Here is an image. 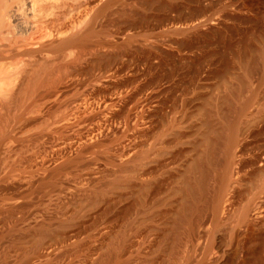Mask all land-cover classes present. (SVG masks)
Returning <instances> with one entry per match:
<instances>
[{"label": "rangeland", "instance_id": "rangeland-1", "mask_svg": "<svg viewBox=\"0 0 264 264\" xmlns=\"http://www.w3.org/2000/svg\"><path fill=\"white\" fill-rule=\"evenodd\" d=\"M31 1L33 0H14V5L10 7L5 24L9 27L6 36L12 38V41L34 36L29 34L34 31L32 21L28 18L31 14ZM104 1L63 0L62 2L61 0L62 7L59 5L57 10L55 8V13L60 17L55 21L56 26L54 25V29L59 30V32L55 30L56 34L63 36L62 33L67 35L88 27L93 28L95 33L80 57L77 58L79 47L75 45L72 48L68 47L69 49L67 48V51L63 53L55 51L52 46L50 47L49 37L46 38L47 41L44 38L45 41L41 45L35 42L37 39L32 40L31 43L34 45L31 44L28 47L31 51L29 56L19 54L16 55L17 57L10 58L11 56L0 55L3 56L0 57V124L5 130L0 127L5 132L9 131L2 144L0 171L9 170L10 163L17 160L15 158L20 150L17 149L18 139L12 137L16 131L30 134V132L38 131L39 128L40 130L47 128L51 132L55 127L57 130L58 126H62V123L72 124H68L69 128H66L64 134L55 130L54 134L52 131L51 135L47 136L49 137L46 138L47 141L44 139L45 143L39 141L34 143L32 147L35 149L37 146L35 144L40 143L42 144H39L40 146L45 147L48 144L50 147L55 144L54 147L58 148V146L63 147L70 142L73 143L72 140L75 142L77 138V141H80L83 137V142L86 139L92 143L94 139L91 130L103 133L101 135V141H103H99L101 143L97 145L98 147L94 146V149L87 152L89 159L93 157V165L86 166L87 171L85 169L78 177L69 175L68 178L72 184L65 192L58 196L53 195L52 198L45 200L46 202H42V205H40L41 202H35V206L30 210L34 208L37 211L32 210L34 213L28 218L29 222L39 221L44 216L56 215L57 212L60 213H57L58 215H62L72 210L78 200L77 196L73 195L76 185L79 187L84 183L82 185L84 186L91 176L114 175L118 173L116 171L119 163L124 162L141 149L153 147L150 156L148 155L150 158L147 156L145 160L142 159L143 162L141 161L139 168H136L139 171H136L127 182L114 188L104 199L102 198L101 203L98 202V205L92 207L95 210L90 208L88 211L90 213L86 215L90 216L86 217L87 219L82 218L79 223L78 221L74 223L73 228L81 230L86 223L89 226V223L96 221L105 225V229L114 228L115 230L121 227L126 220L139 218L140 215L148 219L147 224L141 228L143 231L140 229L142 232L139 231L138 237L136 236V242L139 241L137 242L139 244L143 239L145 240H143L144 244L140 245L141 249L152 250L157 248V244L163 243L162 251L156 253L151 264H193L198 260L205 261L204 264L210 261V264H218L220 261L219 264H264V215H262L263 219L255 221V224L258 223L257 228L255 224L251 227L252 230L255 229L251 231L253 235L246 228L247 225L236 226L233 219L241 203L250 197L255 187L264 179V80H261L264 76V57L262 56L264 0H117L101 13H97ZM47 62L54 63L50 64L53 67L57 65L55 63H62L61 67L64 65L62 77L53 82L44 81L46 83L37 88L34 98L33 95L32 97L25 96L23 100L20 98L23 105L12 98L17 91V85H21L32 75L31 72L33 73L37 67ZM247 70L249 76L245 75ZM255 86L259 91L258 95L249 102L240 116L239 135L233 146L234 180L226 192L221 211L219 210L218 216H215L212 207H207L202 216V223L200 221L199 224L200 233L198 232L190 243L182 238L179 232L182 236L181 240L177 237L179 235L177 232L182 230L179 221L183 209L189 206L192 197L187 196L179 182L186 176L188 166L195 155L200 152V131L203 127L206 128V115L204 114L216 99L221 100V118L213 117L212 121L222 138H225L226 126L234 121L238 106L247 99ZM68 87L71 88L70 91ZM117 96L122 99L121 104L112 105L111 98H117ZM122 97H125L124 100ZM152 98L157 101L153 103V108L150 107L144 112V115L140 105L144 100L153 101ZM102 99L106 104L102 102ZM86 100H92L93 104L100 101L98 104L101 109L95 110L96 112L90 110L91 113L88 112L89 108H86L84 113L74 109L73 105L76 101L81 102L82 105H87V103L89 105L90 101L86 102ZM83 101L85 104L82 103ZM79 118H82V122ZM140 119L143 120L142 126L136 125ZM88 120L91 122L89 123ZM50 121L56 124L55 127ZM72 121L77 123L74 124ZM46 124L51 125L47 127ZM50 127L53 129L51 130ZM53 135L57 138L51 141ZM57 139L60 140L58 144L51 143ZM222 157V151H216L217 161L211 168L212 173L215 167L221 166ZM209 181L211 189H215L217 185L215 176H211ZM14 187L11 182H0V200L2 201L5 193V196H8L15 191ZM67 202L68 204L64 205ZM59 204L61 207L64 205V211L61 207L58 208ZM256 204L258 205L253 213L264 210V190L258 194ZM91 212L96 213L94 218ZM216 217L220 220L218 226L215 223ZM233 227H236V232L232 233V236L230 233ZM246 234L247 236L251 234L252 239L248 240L250 236L247 237ZM211 235L216 236L214 247L216 249L212 248L210 253L204 254V246ZM230 237L233 241H230ZM252 240H257L255 241L257 245ZM217 241L219 245L223 241L224 253L228 252L227 255L223 253L221 260L217 258L219 255L216 253L219 246ZM227 241V244H223ZM239 243L241 246H248L247 250ZM233 246L239 250L236 247V250L231 248ZM233 251H236L235 255L232 254ZM10 255L12 257L11 252ZM79 256L68 262L89 264L90 257ZM212 256L215 257L212 258ZM137 259L132 257L126 263L140 264L141 261L138 259V262Z\"/></svg>", "mask_w": 264, "mask_h": 264}, {"label": "bare ground", "instance_id": "bare-ground-1", "mask_svg": "<svg viewBox=\"0 0 264 264\" xmlns=\"http://www.w3.org/2000/svg\"><path fill=\"white\" fill-rule=\"evenodd\" d=\"M13 1L14 0H0V55L11 56L10 58H12L13 56L19 55V54H21V55L22 54H28V56H29V53H31V51L29 50L28 47L31 44H33V43H31V42H33L32 40L37 39V41H35V40L34 41L40 43V45H41V43H43V41H45V40L47 41L48 39H46V38L49 37L50 38L49 43H51L50 47L52 46V48L57 52L63 53L65 51H67L66 49L68 47L71 46V48H72L73 45L79 47V50H77L78 51L77 58H78V57H80V55L82 53H84L83 52L84 48L89 43L91 36L95 33L92 27H88L84 30L81 29L82 31L80 30L79 32L75 31L76 33L74 32L72 34L66 35V33H65V35H64V33H62L63 36H60V34H58V33L56 34V32H55L56 29H54L55 28L54 25H55V21L60 17H58V15L55 13L56 12L55 8L57 10V7H59V5L63 2V0H62V2H61V0H33V1H31L32 2L31 3V14H29L30 16L28 18H30V20L32 21L33 27L32 26L31 27L34 29L33 33H29V34H32L34 36H31L30 38L23 37V39L19 38V39L12 41L11 40L12 38L10 39L6 36V31L8 30L9 27L7 24H5L6 23L5 18H6L8 12L10 10V7H12L11 5L13 4ZM115 1H117V0H105L102 3V5L99 7L97 13H101L102 11H104V9L109 7V5L114 3ZM67 2H65V3H67ZM63 5H64V3H63ZM29 10H30V8H29ZM58 10H60V9L58 8ZM26 19H27V17H26ZM31 21H29V22L31 23ZM26 23H27V21H26ZM213 23H215V22H213ZM196 24H198V22ZM56 31L59 32L58 29ZM60 33H61V31H60ZM36 34H39V35L35 36ZM44 38H45V40H43ZM35 45H36V43H35ZM125 45H128V44L125 43ZM32 54H34V53H32ZM3 56H0V57H3ZM262 56L264 57V49H262ZM75 57H76V55H75ZM73 60H74V57H73ZM73 60H72V62H73ZM76 62H77V60H76ZM50 64H54V63H50V62L48 63L47 62V63H44L40 66L38 65L39 67H37V69L34 68L35 70L33 71V73L31 72L32 75L30 77H28L27 79L22 77L25 80L23 82L21 81L22 82L21 85L18 84L20 87H18V85H17V87H18V88L16 87L17 91H16V93H14L12 98L18 100V102H21V104H22L23 97H25V96L32 97V95H33V98H34V95L37 91V88H39L40 85H42L46 82L48 83L47 80H50L51 82H53L54 80L60 79L63 75L62 71L64 69V65H62V67H61L62 63L61 64L55 63V65L56 64L57 65L53 67ZM65 70H67V69H65ZM245 75L249 76L248 70L246 71ZM263 75H264V66H263ZM263 78H264V76L261 77V80H264ZM44 81H46V82H44ZM71 88H69V91ZM74 88L79 89L78 87H74ZM82 88H84V87H82ZM62 89H63V87H62ZM50 90H51V88H50ZM81 90H83V89H81ZM38 91H40V90H38ZM63 91H64V89H63ZM67 91H68V89H67ZM258 92L259 91L255 86L254 89H252V91L250 92V95L247 97V99L242 104H240L238 106L236 118L234 119V121L231 124L226 126L227 132H226L225 138H222L221 133L219 132L218 128L214 125V123L212 121L213 117L221 118V113H222L221 107H220L221 100L216 99L213 102L212 106L209 109H207L206 114H204V115H206V117H205L206 128L203 127V129L200 131V135H201L200 152L197 155H195V157L193 158V161L188 166L186 176H184V178L181 179L179 182L180 187H182L184 189V191H186L187 196L192 197V201L189 204V206L186 209H183L182 217L179 221V224H181L182 230L178 231L177 235L180 232V234H182V236H183L182 237L179 234L177 236V237H180L179 239L182 240V238H184L186 241H189L191 243V241L196 237L197 233L199 232V229H198L200 226L199 224H200V221L202 220V216H204L203 213H205L204 211L206 210L207 207H209V206L212 207V211L214 212L213 214H215V216H218V212L222 208V204L224 202L225 195H227L226 192L228 191V189L230 188V185H232L231 183L234 180L233 179V171H234L233 163L235 160V154L233 151V146L236 143V141L238 139V135H239L240 116L246 110V107L249 104V102L255 96L258 95L257 94ZM64 93H65V91H64ZM47 95H48V93H47ZM59 95H62V94H59ZM62 96H64V95H62ZM74 96H75V94H74ZM113 97L111 98L110 103L112 105L116 104L117 106L119 103V105H120L121 104L120 102L122 101V99H120V97H118V96H117V98H113ZM20 98L22 100H19ZM124 98H123V100H124ZM108 99H107V101H108ZM154 99H153V101L151 100L152 102L149 100H146V101L144 100V102L140 105L142 108L141 110H142L144 115H145L144 112L148 111L150 107L153 108V103L154 102L156 103V101H157L156 99L155 100ZM77 101L73 105L74 109L76 111L83 112V111L87 110L86 108H89L88 112H90V110H93V111L96 110L97 111V110L101 109V106L98 104L100 101L97 103L98 104L97 105L96 103L93 104L91 102L92 100H89L90 102L86 100V102H89V105L87 103L88 106L80 104L81 102L77 103ZM102 102H103V99H102ZM69 103H72V102H69ZM82 103H84V101ZM103 103H105V102H103ZM108 103H109V101H108ZM21 104L19 103V105H21ZM66 104H68V103L66 102ZM101 105H103V104H101ZM157 106H159V105H157ZM112 107H110V108H112ZM155 108H158V107H155ZM142 112H141V114H142ZM202 112L204 113V111H202ZM62 114H63V112H62ZM62 114H61V116H62ZM87 115H89V113H87ZM93 115H95V114H93ZM100 116L101 115H99V117ZM78 117H80V116H78ZM81 119H80V121L82 122ZM137 119H139V118H137ZM94 120H95V118H94ZM75 121H77V120H75ZM80 121L78 120V123ZM88 122H89V120H88ZM47 123H49V122L47 121ZM50 123H52V122L50 121ZM76 123H74V124H76ZM68 124L69 123H67V124L62 123V126L61 125L58 126L57 130L55 129L56 124L54 125L52 123V126L54 125V127H55L54 131L56 130V132L64 134V131H66V128L69 125H72V124H69V125ZM142 124H143V120H141V119L136 122V125H138V126L139 125L142 126ZM50 125L47 126V124H46L47 127H49ZM0 126L3 128L2 124H0ZM1 127H0V153L2 150V144H3L4 138H5V136L7 137L6 133L9 132V131L8 132L3 131L4 128L2 129ZM42 127H44V126H42ZM74 127H75V125H74ZM52 129L53 128H51V130ZM52 131L49 132L47 130V128L46 129L42 128L41 130L39 128L38 131H35L33 133L30 132V134H27L26 132H24V134H23V131H22V133L17 132V131H16V133H13L14 136H12V137L18 139V145L17 146H19V147L17 149L18 150L20 149L18 152V156L15 158V160L16 159L17 160L14 161L13 163H10L9 170L6 171V169H5V172H2L3 170L0 171V182H5V183L11 182L12 185L15 186L14 187L15 191L11 192V194H9L8 196H5L6 195V193H5V195H3V197H2V201L0 200L1 201V203H0V264H68L71 259H76L75 257H77L79 255H84L86 257L88 256V258L90 257L89 258V261H90L89 264H125L132 257L138 258L141 261L140 264H151V262L153 261V258H155L154 256L156 255V253H159V251L162 249L163 243L160 242L162 244H157L158 245L157 248H154L152 250H146L145 248L141 249V247H140V245L142 246L144 239L142 240L141 244L137 243L139 241L136 242L137 234L142 232L143 229H141V228L143 227V225L145 226L147 224L146 222L148 219H145L144 215H143L144 217H141L139 215V218L136 217V218H133L131 220L129 219V221L126 220L125 221L126 223L125 222H124V224L122 223V226L121 227L119 226L120 228L118 227V229H115V230H113L114 228L112 230H108L107 227H106L107 229H105V227H104L105 225L103 226V224H99L100 222L98 223L94 220H92V222L94 221V223H92V224L89 223L90 224L89 226L87 225L88 223H86V226L84 225V227H82L81 230H78V228L77 229L73 228L72 225L74 223H76L77 221L79 223L82 218H84V217L86 218V217L90 216V215L86 216L87 214L90 213V212H88L90 208H91V210H93L94 208L92 209V207H95L96 205H98V202L101 203V201H102L101 199L102 198L104 199L105 196H107L109 193H111L114 190V188L116 189L117 186H121L122 183L127 182L128 179L132 178L137 171L136 168L143 162L142 159L145 160L144 158L147 157L151 153L153 147H150V148L148 147V149H141L136 154L129 156L127 158V160H124V162L122 161L121 163H119V165L117 164L118 169L116 172H118V173H116L114 175L105 176V177H103V176H96V177L93 176L92 177L91 176V178H89L87 181L88 183L85 184L84 186H82L84 183L82 185H80L81 187L80 186L78 187L76 185L77 186V187L75 186L76 191L74 189L75 194H73V190H71V191H72V194L74 195V197L77 196L78 200L76 203L77 205L74 206V208L72 207L73 208L72 210L66 211V213L62 214V215H58L57 213H59V212H57L56 215L53 214V215L48 216V217H45L43 215L44 216L43 219H41L39 221L34 220V222L33 221L29 222L28 218L34 213L33 211L34 210L37 211L34 208L32 209L33 211L30 210L31 207L35 206L34 203L35 202H41L40 205H42L43 204L42 202H46L47 199L52 198L53 195L58 196L59 194L65 192L67 189H69L70 185L72 184V183H70V180L68 178V177H70L69 175H72V176L77 175V177L80 176L79 174H81L86 169V166L92 164V162L94 161V160H92L93 157H92V159H91V157H90V159L88 158L89 156H88L87 152L90 149H94L93 148L94 146H97L98 144H100L103 141V140L101 141V135L103 134L102 131H95L94 130V132H93L91 130V132L93 134L92 136L94 139L93 141H95V143H93V141H92V143L88 142V141H86V139H85L86 142L85 141L83 142L82 139L84 137L81 138L82 141L81 140L77 141L78 140V138H77L76 141L74 142V140H72L70 137V139L73 141V143L70 142L68 145L63 146V147L58 146V148H56V147H54L55 144H53V145L51 144L52 145L51 147L49 146L50 144H48V146L50 148L48 146L45 147L44 145L40 146V145H42L40 143H42V142L45 143L44 139L46 140V138H49L47 136H50L51 135L50 133H52ZM54 131L52 134H54ZM79 131H80V128H79ZM92 136H90V137H92ZM51 137H52L51 138V141H52L53 138L55 139L56 135L55 136L53 135ZM72 138H74V137H72ZM37 141L40 142L39 143L40 145L35 144V146L37 145L36 149H35L32 147V145L34 143H36ZM51 141H49V142H51ZM99 141H101V142L99 143ZM55 142L58 144V142H60V140H58V139L55 141L53 140V142H51V143H55ZM16 144H17V141H16ZM153 145L154 144H152V146ZM38 146H40V147H38ZM218 150H221L223 153V157L221 159V166L219 168L215 167V169L212 173L211 168H213V166L215 165V163L217 161L216 151L218 152ZM154 151H153V153H154ZM93 152H94V150H93ZM86 171H87V169H86ZM83 176H84V174H83ZM211 176H215V178L217 180V185L215 186V189H211V184L209 181ZM74 180H75V178H74ZM263 190H264V179H263L262 183L258 184L255 187V189L252 192V194L250 195V197L247 198V200L244 203H241L242 205L237 209L236 213L233 215V219H234V222L236 223V226H242V225L246 226L247 225L246 228H248V230H250V232L255 231V229L252 230L251 227L255 224V221L257 222L263 217L262 215H264V213H262V212L264 210L263 211L258 210L256 213H253V210L256 208V205H258V204H256L257 196ZM49 203H51V201ZM66 204H68V202L65 203L64 205H66ZM60 205L61 204H59L58 208L61 207ZM64 205H63V207H61L63 209V211L65 210ZM65 208H66V206H65ZM39 210H40V208H39ZM91 213H92L91 215H93V218H94V214H96V213L95 212L94 213L91 212ZM35 214H37V213H35ZM34 219H35V217H34ZM149 220H150V218H149ZM215 220L214 221L216 223V226H218L220 224V220L218 217H216ZM201 223H202V221H201ZM260 223H263V222H260ZM257 224H255L256 225L255 228H257ZM100 225H102V226H100ZM259 227H258V229H259ZM235 228L236 227L232 228L231 233H230L231 235H232V233L236 232ZM140 229L142 231H140ZM58 233H61V234H58ZM255 233H257V232H255ZM255 233H254V235H255ZM251 234L253 235L252 232H251ZM234 235H236V234H234ZM250 235H248V236H250ZM246 236H247V234H246ZM215 237L216 236L211 235L209 240L207 239L208 242L205 244L204 250H203L204 254H207L212 248L215 247V245H216L215 244L216 243ZM249 238H251V236L248 237V240H250ZM174 239H177V238L174 237ZM179 239L177 240V244H178ZM53 240H55V241H53ZM248 240H246V241H248ZM230 241H233V240H231V237H230ZM246 241H245V245L247 244ZM255 241H257V240H255ZM255 241H253V242L255 243ZM222 242L223 241H221V245H219V243L217 241V243H218L217 245H219L218 249L216 250V253H219V255L217 257L218 259H220L222 255H224V254L227 255V253H228V252L224 253L225 249H223L224 246L222 245ZM227 243H228V241L226 243L224 242L223 244H227ZM230 243H232V242H230ZM237 244H238V242H237ZM240 244L241 243H239V245ZM249 244H251V243H249ZM240 246H238V247H240ZM235 247L233 246L231 248L235 249ZM241 247H245V246H241ZM247 247H245L246 250H247ZM172 249H174V248H172ZM190 249H192V247ZM190 249H188V251ZM214 249H216V248H214ZM237 250H239V249L237 248ZM172 251H174V250H172ZM228 251L232 252V250H230V249H228ZM10 252L12 254V257H10L11 256ZM235 252L232 254L235 255ZM239 252H241V251H239ZM242 253H243V251H242ZM249 253H250V251H249ZM190 254H191V252H190ZM214 254H215V250H214ZM236 255H238V254H236ZM189 256L190 255H188V257ZM215 256H212V258H214ZM186 257H187V255H186ZM239 258H241V257H239ZM83 259H84V257H83ZM138 259H137V261H138ZM174 259L175 258H173V260ZM218 259H217V261H218ZM215 260H213V261H215ZM204 262L205 261H203V260H200V261L198 260L197 262H195L193 264H204ZM210 262H208L207 264H210Z\"/></svg>", "mask_w": 264, "mask_h": 264}]
</instances>
